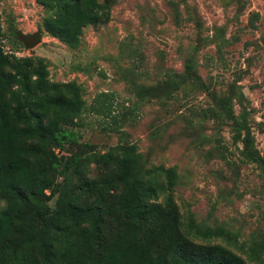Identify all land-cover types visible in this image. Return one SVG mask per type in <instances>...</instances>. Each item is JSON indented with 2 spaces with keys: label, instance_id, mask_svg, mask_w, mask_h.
<instances>
[{
  "label": "rangeland",
  "instance_id": "obj_1",
  "mask_svg": "<svg viewBox=\"0 0 264 264\" xmlns=\"http://www.w3.org/2000/svg\"><path fill=\"white\" fill-rule=\"evenodd\" d=\"M98 1L110 4L108 20L83 28L70 46L45 32L48 13L37 0H0V46L42 59L50 82L79 86L84 107L74 131L80 144L101 153L134 144L143 170L174 167L182 220L190 213L202 226L222 225L248 249L264 237V0ZM38 30L40 43L25 48L18 32ZM187 61L205 86L170 82ZM137 87H153L158 96L140 97ZM103 92L117 116L112 125L95 110ZM213 96L231 98L234 116L251 127L262 164L244 158ZM75 147L67 145L63 154ZM248 263L264 264V252L260 262Z\"/></svg>",
  "mask_w": 264,
  "mask_h": 264
},
{
  "label": "trees",
  "instance_id": "obj_2",
  "mask_svg": "<svg viewBox=\"0 0 264 264\" xmlns=\"http://www.w3.org/2000/svg\"><path fill=\"white\" fill-rule=\"evenodd\" d=\"M37 2L48 13L45 32L70 46L79 43L83 28L109 18L107 2ZM187 80L205 86L190 61L170 82ZM136 93L158 96L153 87H137ZM100 97L95 110L112 125L117 116L108 94ZM213 99L241 140L244 158L262 164L251 127L234 116L231 98ZM83 107L74 82L52 83L42 59L17 57L0 46V264L260 262L264 237L246 249L238 234L222 225L202 226L190 213L182 220L174 167L143 170L134 144L103 153L80 144L74 128L82 125ZM69 144L76 147L65 156Z\"/></svg>",
  "mask_w": 264,
  "mask_h": 264
},
{
  "label": "water",
  "instance_id": "obj_3",
  "mask_svg": "<svg viewBox=\"0 0 264 264\" xmlns=\"http://www.w3.org/2000/svg\"><path fill=\"white\" fill-rule=\"evenodd\" d=\"M18 38L24 44L25 48L32 49L40 43L41 32L39 30L32 34L18 32Z\"/></svg>",
  "mask_w": 264,
  "mask_h": 264
}]
</instances>
